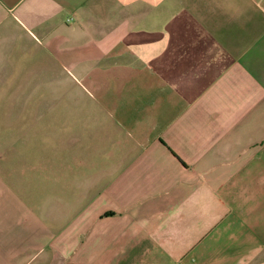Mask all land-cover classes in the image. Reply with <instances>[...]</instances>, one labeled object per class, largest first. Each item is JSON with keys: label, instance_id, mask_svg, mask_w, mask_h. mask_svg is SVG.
<instances>
[{"label": "crops", "instance_id": "obj_1", "mask_svg": "<svg viewBox=\"0 0 264 264\" xmlns=\"http://www.w3.org/2000/svg\"><path fill=\"white\" fill-rule=\"evenodd\" d=\"M0 264H264V0H0Z\"/></svg>", "mask_w": 264, "mask_h": 264}]
</instances>
